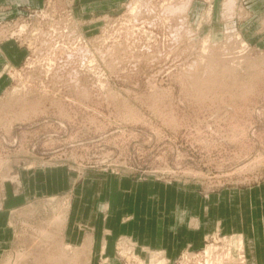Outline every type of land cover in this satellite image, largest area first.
<instances>
[{
	"label": "rangeland",
	"instance_id": "obj_1",
	"mask_svg": "<svg viewBox=\"0 0 264 264\" xmlns=\"http://www.w3.org/2000/svg\"><path fill=\"white\" fill-rule=\"evenodd\" d=\"M224 3L0 0V207L63 168L154 183L200 216L168 254L119 236L85 260L60 226L30 227L0 264H264V0Z\"/></svg>",
	"mask_w": 264,
	"mask_h": 264
},
{
	"label": "crops",
	"instance_id": "obj_2",
	"mask_svg": "<svg viewBox=\"0 0 264 264\" xmlns=\"http://www.w3.org/2000/svg\"><path fill=\"white\" fill-rule=\"evenodd\" d=\"M177 196L171 191L157 192L154 183L130 176L85 174L74 180L73 174L63 168L28 172L20 180L19 191L9 185L3 195L0 261L21 244L20 231L30 227L44 231L47 226H60L63 244L85 260L112 247L119 236H129L168 254L173 250L165 241L172 240L170 233L183 230L186 234L188 220L200 219L198 214L188 218L187 208L177 203ZM51 202L53 210L63 206L61 222L54 218L51 223V217L44 215L40 219L41 208ZM187 238L190 240L189 235ZM199 243L196 239L190 245Z\"/></svg>",
	"mask_w": 264,
	"mask_h": 264
},
{
	"label": "bare ground",
	"instance_id": "obj_3",
	"mask_svg": "<svg viewBox=\"0 0 264 264\" xmlns=\"http://www.w3.org/2000/svg\"><path fill=\"white\" fill-rule=\"evenodd\" d=\"M187 5H188V1L182 3V5L179 6L169 5L167 9H169V11L171 10L172 12H178V11L182 12L186 9ZM233 5H234V0H225L224 6L227 12L232 10Z\"/></svg>",
	"mask_w": 264,
	"mask_h": 264
}]
</instances>
